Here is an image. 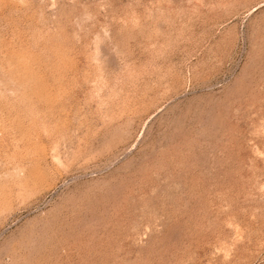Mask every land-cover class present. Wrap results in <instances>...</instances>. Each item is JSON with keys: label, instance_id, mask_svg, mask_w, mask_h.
<instances>
[{"label": "rangeland", "instance_id": "rangeland-1", "mask_svg": "<svg viewBox=\"0 0 264 264\" xmlns=\"http://www.w3.org/2000/svg\"><path fill=\"white\" fill-rule=\"evenodd\" d=\"M0 264H264V0H0Z\"/></svg>", "mask_w": 264, "mask_h": 264}]
</instances>
